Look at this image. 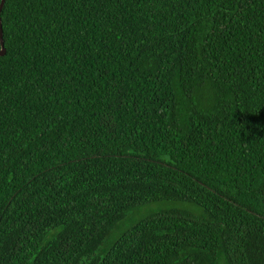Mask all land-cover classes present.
<instances>
[{"label": "trees", "instance_id": "16d2710c", "mask_svg": "<svg viewBox=\"0 0 264 264\" xmlns=\"http://www.w3.org/2000/svg\"><path fill=\"white\" fill-rule=\"evenodd\" d=\"M0 25V264H264V0Z\"/></svg>", "mask_w": 264, "mask_h": 264}, {"label": "water", "instance_id": "95a60500", "mask_svg": "<svg viewBox=\"0 0 264 264\" xmlns=\"http://www.w3.org/2000/svg\"><path fill=\"white\" fill-rule=\"evenodd\" d=\"M4 0H0V9ZM4 54L2 39H1V25H0V56Z\"/></svg>", "mask_w": 264, "mask_h": 264}]
</instances>
